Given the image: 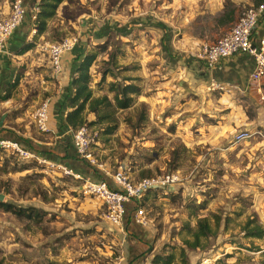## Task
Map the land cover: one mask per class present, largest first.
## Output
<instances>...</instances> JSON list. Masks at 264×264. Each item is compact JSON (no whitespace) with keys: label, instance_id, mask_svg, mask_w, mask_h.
<instances>
[{"label":"rangeland","instance_id":"374dc122","mask_svg":"<svg viewBox=\"0 0 264 264\" xmlns=\"http://www.w3.org/2000/svg\"><path fill=\"white\" fill-rule=\"evenodd\" d=\"M257 1L63 0L41 35L26 16L30 27L21 49L33 47L16 67L11 87H16L18 100L35 101V115L51 97L43 84L51 89L59 82L52 76L50 45L69 41L73 47L65 54L75 49L97 52L89 69L94 97L107 96L114 103L112 83L137 85L140 94L133 95L130 108L116 112L113 134L105 135L106 124L87 125L92 139V161L87 164L97 171L94 176H105L106 184L117 171L132 183L167 176L177 181L141 198L147 220L140 225L142 239L140 232L129 228L131 210L127 223L124 219L112 224L106 207L84 192L88 181L96 182L93 178L74 171L81 177L66 174L62 164L28 150L32 156L21 157L15 149L0 146L3 203L38 213L27 219L0 208V264H145L157 255H173L178 263L181 249L189 264L205 259L207 264H258L264 259V239L244 231L249 220L264 228V127H237L226 137L207 138L202 131L196 133L199 126L193 118L187 120L189 125L178 121L191 112L172 119L170 107L159 108L155 92V78L167 72L166 34H173L174 48L202 59L205 46L225 35ZM11 2L0 0V10H9ZM33 5L34 0H29L28 6ZM226 6L234 10V19L221 25L218 20ZM34 91L28 98L27 93ZM245 110L251 119L253 109ZM31 126L47 134L41 133L34 117ZM240 132L252 137L236 143ZM201 218H207L213 230L218 219L219 227L209 239L201 240L202 248L190 250L183 243L192 241L190 230ZM131 246L136 248L134 254Z\"/></svg>","mask_w":264,"mask_h":264},{"label":"crops","instance_id":"0c3cea01","mask_svg":"<svg viewBox=\"0 0 264 264\" xmlns=\"http://www.w3.org/2000/svg\"><path fill=\"white\" fill-rule=\"evenodd\" d=\"M28 2L29 0H25L27 7H29ZM28 21L25 18L22 25L13 32L5 45L4 53L0 56V119L4 116L0 128V142L18 143L24 150L32 149L31 152L41 153L44 157H40L43 159L71 168L84 178L106 181L105 176L95 177L97 171L88 168V165L81 161L73 146L72 137L68 133L69 129L62 125L68 110L66 100L72 95L70 83L76 65L75 52L63 55L60 73L56 74L53 71L52 76L59 83L53 84L51 89L49 85L43 84V90L51 91V97L46 99L49 105L47 122L49 131L41 132L47 134H40L32 129L31 122L34 117L32 105L35 101L29 103L27 99L20 102L18 91L14 89L16 87H11L16 78L18 60L24 59L26 53L19 52L27 40L30 27ZM162 28L167 30L163 26ZM166 36L170 37L169 40H164L163 59L167 64V72H160L159 77L155 78L157 89L155 92L162 105L159 108L170 107L172 119L181 116L184 112H191L190 117L184 115V119L178 121L189 125L187 120L193 118L199 126L196 133L200 134L202 131L204 136L207 134L205 136L207 138L216 135H220V138L226 137L237 127L246 128L245 130L251 127H264V102L261 99L264 98V78L259 82L251 81L250 74L254 67V60L251 57L241 55L227 58L216 68L209 70L203 59L197 56L193 58L192 54H185L174 48L171 45L173 34ZM215 90H218V93ZM35 93L36 91L29 92L27 97L30 98ZM192 95L198 99H193ZM6 96L8 97L5 98ZM169 102L172 106H166ZM247 106L254 111L251 119L245 110ZM110 181L107 180V184L109 183L113 188ZM126 207L129 210L132 205L127 204ZM130 214L129 211L125 222ZM129 225L133 232H140L139 238L143 239L144 233L140 231L142 227L133 221ZM135 241L140 242V240ZM131 247V253L134 254L136 248Z\"/></svg>","mask_w":264,"mask_h":264},{"label":"built area","instance_id":"2783aa9c","mask_svg":"<svg viewBox=\"0 0 264 264\" xmlns=\"http://www.w3.org/2000/svg\"><path fill=\"white\" fill-rule=\"evenodd\" d=\"M38 12L37 4L28 8L24 0H12L9 10H0V56L4 53L7 41L13 32L22 24L26 16L30 15L32 22ZM35 31V30H34ZM72 43L64 41L60 44L50 45L48 53L50 64L56 74L61 72L62 57L68 50L72 49ZM247 55L254 60V67L250 74L252 82H259L264 78V3L252 6L240 16L233 27L215 43L205 46L201 58L205 61L209 70L216 68L224 59ZM264 102V98H261ZM48 102H43L36 110L34 118L37 127L42 132H48ZM72 137L73 146L80 159L86 162L92 161L90 153V142L88 130L81 127L77 130H68ZM248 132H240L235 136V142L239 143L251 138ZM2 147H11L21 157L32 156L26 150L19 148L18 144L0 142ZM66 174L77 178L69 168H63ZM174 176L146 178L137 183H132L123 171H117L111 176L113 188L104 181H88L83 189L84 192L97 198L107 209V219L112 224H120L128 216L127 204L132 205V221L139 225H146L147 220L143 209L140 207L141 198L152 189L161 188L166 183H174ZM151 264V262L145 263ZM198 264H207L206 259Z\"/></svg>","mask_w":264,"mask_h":264},{"label":"trees","instance_id":"16d2710c","mask_svg":"<svg viewBox=\"0 0 264 264\" xmlns=\"http://www.w3.org/2000/svg\"><path fill=\"white\" fill-rule=\"evenodd\" d=\"M63 0H34V4L38 6V12L33 24L36 28L37 35L43 34L48 25V21L51 20ZM264 0H259L256 2L255 6H258ZM262 4V3H261ZM234 19V10L229 7H225L224 13L218 22L222 25L225 23H230ZM167 31V30H166ZM170 37H167L169 40ZM33 47L32 44L26 45L21 49L19 53L23 54L28 52ZM74 52V51H73ZM78 54H77V53ZM76 53V65L74 67V75L71 79L72 95L66 100V108L68 109L62 121V125L67 129L72 131L77 130L81 127H86L87 125H102L106 124L105 135L113 134L116 127L115 114L118 110H126L131 107L133 103V95H139L140 89L137 85L127 84V85H116L114 83L110 84V92H114V103L107 96L94 97L93 91L90 88L91 75L89 69L95 62L98 53L88 52L83 53L77 51ZM6 96L5 98H7ZM92 116L94 119L88 121L87 117ZM18 144V143H17ZM32 149H29L31 152ZM35 153V151H32ZM38 156H42L41 153H35ZM44 157V156H42ZM81 161L85 162V160ZM88 165V164H87ZM88 168L89 165L87 166ZM71 169V168H70ZM72 170V169H71ZM73 171V170H72ZM149 176V175H147ZM98 182V181H96ZM0 208L14 214L16 217H23L31 219L32 217H38V213L32 208H16L14 205L9 203L0 202ZM132 208V207H131ZM131 208L127 211L129 212ZM219 227V220L216 219L214 222V228ZM215 229L211 227L207 218L198 219L196 222V229L194 231L190 230L192 241L185 240L184 245L190 249H200L201 240H207L211 237ZM244 231L249 237L256 239H264V228L254 221H247L244 226ZM180 259L178 263L174 262L173 255L167 256H155L152 260V264H189L184 249H181ZM258 264H264V259H262Z\"/></svg>","mask_w":264,"mask_h":264},{"label":"water","instance_id":"95a60500","mask_svg":"<svg viewBox=\"0 0 264 264\" xmlns=\"http://www.w3.org/2000/svg\"><path fill=\"white\" fill-rule=\"evenodd\" d=\"M3 119H4V116H2L1 119H0V128L2 126ZM0 202H3V196L2 195H0Z\"/></svg>","mask_w":264,"mask_h":264}]
</instances>
